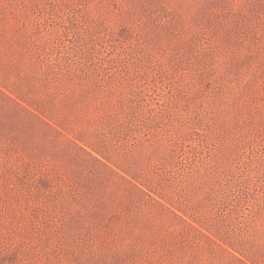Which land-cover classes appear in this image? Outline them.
<instances>
[{"label":"rangeland","instance_id":"obj_1","mask_svg":"<svg viewBox=\"0 0 264 264\" xmlns=\"http://www.w3.org/2000/svg\"><path fill=\"white\" fill-rule=\"evenodd\" d=\"M0 264H264V0H0Z\"/></svg>","mask_w":264,"mask_h":264}]
</instances>
